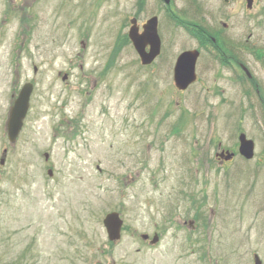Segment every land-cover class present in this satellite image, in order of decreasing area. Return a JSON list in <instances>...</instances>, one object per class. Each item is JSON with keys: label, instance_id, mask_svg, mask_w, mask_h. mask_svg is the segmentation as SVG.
Listing matches in <instances>:
<instances>
[{"label": "rangeland", "instance_id": "rangeland-1", "mask_svg": "<svg viewBox=\"0 0 264 264\" xmlns=\"http://www.w3.org/2000/svg\"><path fill=\"white\" fill-rule=\"evenodd\" d=\"M194 6L209 23L238 11L231 32L252 35L246 60L264 98V56L252 55L264 51V0L248 15L223 0H0V264H264V102L247 82L213 84L215 63L175 89L194 40L169 18L189 25ZM152 17L161 51L142 67L129 21L141 30ZM26 83L29 111L9 143ZM241 132L251 161L237 153ZM218 144L232 162L215 161ZM111 212L123 220L115 243L102 225Z\"/></svg>", "mask_w": 264, "mask_h": 264}, {"label": "flooded vegetation", "instance_id": "flooded-vegetation-1", "mask_svg": "<svg viewBox=\"0 0 264 264\" xmlns=\"http://www.w3.org/2000/svg\"><path fill=\"white\" fill-rule=\"evenodd\" d=\"M164 1V0H163ZM225 4H234L237 5L238 8L244 7L243 14H250L256 5L257 0H252V4L250 8H247L246 0H223ZM170 3V0L168 4ZM202 6V5H201ZM201 6H194L192 17L190 16L189 20L190 24L182 23V20L178 17H172L180 21V27L185 29L188 36L192 40H194L193 47L184 48L180 51L179 54H182L187 51H196L198 56L196 60V81L199 82V78L201 72L199 74V65L203 63H209V67L215 63L216 71L215 78L213 79V84H216L218 79L225 80L228 82H232L234 85H237L242 90H245V84L248 83V87L250 90L246 91L249 94V91H253L260 101L264 102V98L262 97V93L260 90V85L256 80L255 75L250 71L249 63L246 60V44L249 42V38H252V35L249 34L247 39H244L243 34L242 37H236L232 34V30L234 28V23L232 22V18L237 16L238 11L233 8L230 12H223L220 14L222 16L217 22L209 23L210 17L204 13ZM205 6V5H204ZM208 6V5H206ZM239 10V9H238ZM257 12L256 18L260 19V14ZM256 15V14H255ZM226 19V21H222ZM187 22V21H183ZM235 38L237 41H235ZM254 52V51H253ZM178 54V55H179ZM252 54V53H251ZM253 60L260 61L264 56V51L261 53L254 52ZM159 57V56H158ZM157 57V58H158ZM156 58V59H157ZM155 59V60H156ZM154 62L147 66H151ZM146 67V66H142ZM172 81H173V69H172ZM240 89V93L245 96V93ZM222 95H226V91L221 90ZM217 152L214 154L215 161L224 165L228 162H232V160L226 161L224 158L226 156L227 149L222 148L221 146H217ZM217 155V157L215 156ZM250 161V160H249ZM193 225V224H192ZM191 225V226H192ZM209 241V239H208ZM255 256L257 254H253L252 260L253 264L255 261Z\"/></svg>", "mask_w": 264, "mask_h": 264}, {"label": "water", "instance_id": "water-1", "mask_svg": "<svg viewBox=\"0 0 264 264\" xmlns=\"http://www.w3.org/2000/svg\"><path fill=\"white\" fill-rule=\"evenodd\" d=\"M168 3L169 0H164ZM247 1V8L251 7L252 0ZM129 28V40L131 41L136 53L138 54L141 64L148 65L159 55L161 42L157 34V18L153 17L147 21L143 26V32H138L137 22L135 19L130 20ZM148 47V51L146 50ZM197 52L189 51L182 53L176 60L174 66L173 80L174 85L179 91L186 90L192 83H194L195 76V64L197 60ZM66 77H63L65 80ZM32 85L25 84L20 90L17 98L15 99L13 106L9 111V116L6 124L7 137L10 143H14L22 128L23 120L27 114L29 107V98L32 92ZM239 154L247 160L253 158L254 143L251 140L246 139L244 134H240L238 137ZM5 153V152H4ZM233 154L226 153L225 160L232 159ZM47 159V156H46ZM4 158L1 159L0 164L3 165ZM51 175V172H48ZM122 220L115 212L109 213L103 219V226L106 230L107 238L111 242H116L121 237ZM143 240H147V235H142ZM158 236L154 235L150 241L151 245H155L158 242ZM254 264H261L257 256H255Z\"/></svg>", "mask_w": 264, "mask_h": 264}]
</instances>
